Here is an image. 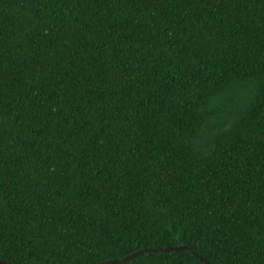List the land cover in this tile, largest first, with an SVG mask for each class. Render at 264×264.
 Wrapping results in <instances>:
<instances>
[{"label": "trees", "instance_id": "16d2710c", "mask_svg": "<svg viewBox=\"0 0 264 264\" xmlns=\"http://www.w3.org/2000/svg\"><path fill=\"white\" fill-rule=\"evenodd\" d=\"M143 249L264 264V0H0V261Z\"/></svg>", "mask_w": 264, "mask_h": 264}, {"label": "water", "instance_id": "95a60500", "mask_svg": "<svg viewBox=\"0 0 264 264\" xmlns=\"http://www.w3.org/2000/svg\"><path fill=\"white\" fill-rule=\"evenodd\" d=\"M148 250H152V249H143V250H139L129 256H126L124 258H121V259H117V260H111V261H107V262H101V263H97V264H110V263H113L115 261H120V260H128V259H131L133 258L134 256H136L137 254H140L142 252H145V251H148ZM160 250H189L188 247L186 246H179V247H169V248H162ZM190 251V250H189ZM202 259V258H201ZM203 260V259H202ZM206 264H209L207 261L203 260ZM0 264H10V263H7V262H4V261H0Z\"/></svg>", "mask_w": 264, "mask_h": 264}]
</instances>
